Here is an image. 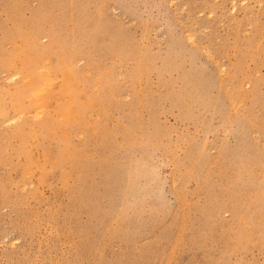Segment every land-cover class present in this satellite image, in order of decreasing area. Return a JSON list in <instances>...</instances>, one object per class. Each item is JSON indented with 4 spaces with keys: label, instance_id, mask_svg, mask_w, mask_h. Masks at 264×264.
<instances>
[{
    "label": "rangeland",
    "instance_id": "obj_1",
    "mask_svg": "<svg viewBox=\"0 0 264 264\" xmlns=\"http://www.w3.org/2000/svg\"><path fill=\"white\" fill-rule=\"evenodd\" d=\"M0 264H264V0H0Z\"/></svg>",
    "mask_w": 264,
    "mask_h": 264
},
{
    "label": "bare ground",
    "instance_id": "obj_2",
    "mask_svg": "<svg viewBox=\"0 0 264 264\" xmlns=\"http://www.w3.org/2000/svg\"><path fill=\"white\" fill-rule=\"evenodd\" d=\"M45 72H44V75H45ZM47 73L48 72H46V74ZM14 76H16V75H14ZM48 87H49V85H47V83H41L40 81H38L36 83V85H35V87L33 89V93H32V96H35V98H33V97L30 98L31 103H33L34 105H36L37 107H39V108L42 109L43 108V105L45 104V97H44L45 92L50 88V87L49 88ZM39 111H41V110H39ZM70 112H71V106L69 105L68 106V109L64 112L65 114H63V115L64 116H66V114L69 115Z\"/></svg>",
    "mask_w": 264,
    "mask_h": 264
}]
</instances>
